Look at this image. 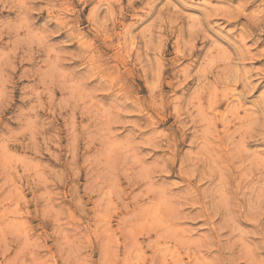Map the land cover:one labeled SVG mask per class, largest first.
Instances as JSON below:
<instances>
[{
  "label": "clouds",
  "instance_id": "clouds-1",
  "mask_svg": "<svg viewBox=\"0 0 264 264\" xmlns=\"http://www.w3.org/2000/svg\"><path fill=\"white\" fill-rule=\"evenodd\" d=\"M178 2L201 13L181 16L185 23L208 22V0ZM225 3L223 13L239 21L226 29L237 55L202 60L203 50L193 55L184 42L165 80L171 37L158 21L170 17L135 30L153 0L118 33L120 0H78L72 11L91 5L86 19L113 48L101 55L93 45L79 57L69 50L78 24L62 43L64 29L49 28L67 16L66 0H0V264H130L141 237L143 252L153 250L142 264H159L157 248L173 244L188 252L187 264H264V70L245 66L247 40H264V0ZM5 12L15 18L5 22ZM142 85L147 95L137 94ZM187 221L203 224L178 227ZM193 233L196 247L186 249L182 239ZM238 246L257 259L233 257Z\"/></svg>",
  "mask_w": 264,
  "mask_h": 264
},
{
  "label": "rangeland",
  "instance_id": "rangeland-1",
  "mask_svg": "<svg viewBox=\"0 0 264 264\" xmlns=\"http://www.w3.org/2000/svg\"><path fill=\"white\" fill-rule=\"evenodd\" d=\"M175 4L179 12L172 17L170 10L168 9L169 3ZM145 0H135V2L128 7V0H120V4L114 5L112 10L113 21H118L115 23V31L118 33L120 31V24L130 23L134 16L138 15L137 10L144 7ZM256 3H259V0H256ZM121 5L124 6L122 14L117 15L120 12ZM153 11L150 14V18L144 23L141 24L136 31L147 27L152 21H157L158 18L170 17L168 20L159 19V23L166 28V35L171 38L168 39L165 43L163 49V58L165 61L164 68V79L169 80L172 78L173 74L176 72L178 64H174L173 61L180 59V54L182 51V43L187 42L193 45V55L197 52L203 50L204 55L201 59H212L219 62L221 59H228L230 57L237 55V45L238 40L235 39V36L232 33L226 31V29H232L235 27L238 20H234L231 17L223 13V9L227 7L225 0H208L207 5L204 6V11L209 16L207 23H201L198 19L191 20L190 23H185L181 16L188 17H199L200 12H190L187 8L181 6L178 0H153ZM78 7V0H66V17H56L49 24V28L52 31H59V36L55 40L62 43L63 39L70 38L71 31L70 26L73 24H78L80 29V39L74 41L70 46V55L79 57L82 49H89L95 45L97 51L101 55H112L113 48L106 43L104 39L96 34L95 27L88 22L86 17L90 14L91 5H88L82 14H77L72 11L73 8ZM254 5L250 6L253 8ZM107 10H101L99 15L104 17ZM15 13L5 12L2 14L5 22L15 18ZM44 15H47L45 12ZM243 19V18H241ZM65 20L67 23L65 24ZM230 21V22H229ZM226 26V28H225ZM213 28H218L220 31H214ZM197 34H203L204 38L195 39L194 37ZM249 45L251 59H249L245 66L254 68L257 71L264 70V40L256 41L255 38L247 40ZM116 47H119V42L115 41ZM78 62V61H77ZM184 64H187V59L183 60ZM255 74V73H254ZM237 87H240L239 85ZM164 90H168V84L164 85ZM138 95H147V85L141 86V92L137 93ZM223 105H221V109ZM163 127V125H161ZM67 203V202H65ZM197 211L195 205L191 207V211L187 214L194 215ZM35 223V221L33 222ZM203 221H197L195 225L192 221H187L186 224L179 225V228L184 227H193L197 225H202ZM45 228H50V225L45 224ZM240 228L243 230H249L252 228L250 222H240ZM203 233V229H201ZM165 235V233H161ZM171 235V233H168ZM178 235V233H177ZM226 237L232 239L229 233H224ZM198 239V234L193 233L191 238L182 239V245L186 249H192L196 247L195 241ZM235 242V241H233ZM51 243V241H49ZM146 243L143 237L128 251L126 255V261H129L130 264H142V257L144 255L152 254V249H149L147 253L143 252V249L140 247L141 244ZM241 244L244 243L243 238L240 241ZM243 252L245 257H251V250L244 252L241 247H236L232 250V256L239 258ZM123 255V248L121 250ZM98 255V253H97ZM156 255L159 259V264H178V262H187L189 261V254L187 251H181L179 247H176L174 244L171 246L165 245L162 248H157ZM204 258L206 261L212 259L211 254H205ZM225 257L223 254L217 256V259L223 260ZM253 260H256V257H251ZM196 264H200V258L195 257ZM143 264H147V261L144 260ZM243 264V261H241Z\"/></svg>",
  "mask_w": 264,
  "mask_h": 264
},
{
  "label": "bare ground",
  "instance_id": "bare-ground-1",
  "mask_svg": "<svg viewBox=\"0 0 264 264\" xmlns=\"http://www.w3.org/2000/svg\"><path fill=\"white\" fill-rule=\"evenodd\" d=\"M230 22V21H229Z\"/></svg>",
  "mask_w": 264,
  "mask_h": 264
}]
</instances>
